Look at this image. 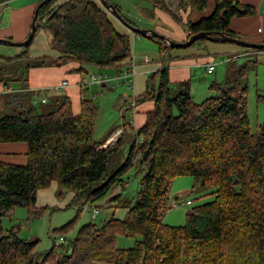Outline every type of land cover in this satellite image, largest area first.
<instances>
[{
    "label": "trees",
    "instance_id": "1",
    "mask_svg": "<svg viewBox=\"0 0 264 264\" xmlns=\"http://www.w3.org/2000/svg\"><path fill=\"white\" fill-rule=\"evenodd\" d=\"M151 1L152 9L159 8L179 21L161 0ZM210 1L207 15L187 23V38L200 31L240 37L229 29V21L253 15L254 6L239 0L178 2L181 9L203 12ZM110 2L123 21L136 26ZM37 14L36 32L48 33L49 46L58 52L61 64L75 62L77 71L87 73L90 66L107 70L132 62L130 33L116 28V17L99 0H50ZM150 39L158 44L162 66L148 77L145 91L133 98V105L149 102L151 107L143 111V124L135 130L127 157L109 175L108 160L123 139L101 147L110 131L103 141L94 140L96 107L90 99L80 97L74 112L70 98L63 96L52 110L41 113L32 102L26 103V94L13 96L11 111L0 116V143H24L27 149L23 164L0 162V264H264V120L256 132L250 131L245 97L256 55L230 67L224 82L210 84L213 94L194 103L189 80L170 81L168 62L174 57L168 48L172 47ZM3 59V83L14 75L6 64L13 59L24 61L16 76L24 82L30 68L44 67L49 60L28 58V46ZM132 168H145V172L129 201L123 195V176ZM183 175L212 189L214 198L188 211L184 225H166L162 218L170 208L169 187ZM52 181L58 198L72 193L73 199L82 201L79 211L119 186V193L110 198L116 204L106 207L123 206L127 214L122 219L112 215L99 226L81 225L69 253L64 252V244L35 253L37 239L19 237L14 227L4 230L1 220L16 207L27 208L31 216L40 215L47 207L35 205L36 193ZM74 222L59 231L67 233ZM119 235L141 239L130 248H119L115 244Z\"/></svg>",
    "mask_w": 264,
    "mask_h": 264
},
{
    "label": "rangeland",
    "instance_id": "2",
    "mask_svg": "<svg viewBox=\"0 0 264 264\" xmlns=\"http://www.w3.org/2000/svg\"><path fill=\"white\" fill-rule=\"evenodd\" d=\"M40 1L42 0H9L7 4L3 5L2 11H5L6 16H9L10 9L23 7L32 2H36L38 4ZM111 1L119 5L120 10L124 16H126L134 24L139 25L140 27L145 25L146 27L152 29V24L160 23L167 30H171L170 26H167L164 23L158 21L156 15L151 18L145 13V8L146 6H148L146 4L147 1ZM162 2L164 3V1ZM179 3L180 2L173 0L168 1L167 5L165 3L164 4L169 8V10H171L173 14L179 17V21L177 22V24L184 31L187 29L186 27L188 22L194 21L203 15H207L212 8L211 5L203 12L189 11L188 13H183L182 10L188 11L189 9L188 7L185 10L179 8ZM39 30L41 33L36 36ZM39 30L36 32V37L34 38L32 44L40 43L41 34H43L44 38L48 39V33L41 29ZM131 40L133 61L130 62V66L134 70L135 66L140 67L146 65L148 67H152L159 63L161 55L158 44L155 41L136 34H133ZM220 46H234L238 50H241V52L245 51L244 47H240L233 43H220L208 40H198L194 44L186 48H168V51L171 53L180 52L187 55L198 52L199 54L208 53V55L210 56L208 58V61L215 67L212 73H207L204 68L199 66H192L189 69L190 72L187 78L190 84L191 100L194 103H201L207 97L212 95L213 92L209 89L210 84L214 81L217 83L224 82L225 78L227 77V71L230 67H237L238 65L245 63L247 60H253L256 55L257 64L248 72V89L245 95L249 127L250 131L254 133L257 131L258 124L264 120V52L257 53L255 51H249L254 56H245L244 54H242L235 58L234 63L232 61L225 62L228 55L221 52V50H218V48H221ZM8 48H11L10 50H13V47ZM145 57L147 58L146 62H144ZM165 62H167V60ZM54 64H56L55 60L47 61V65L49 66H54ZM7 69L9 71H14L15 66H7ZM41 71L42 74L46 75V80H44L45 85L51 84L54 80L58 79L55 68L42 69ZM151 73L152 72H147L143 77L137 76L134 85H132L131 88L127 87V85H125L123 81H114L105 87L89 83L90 77L92 75H108L110 78H115V69H99L98 71L88 70L87 73H84L82 75V83L85 85L82 86L83 90L81 92V97L90 99L96 107V120L93 131L94 140L101 142L106 138L110 131L114 133L117 128L123 126V124L125 125L123 135L120 133V137H122L123 143L121 146H119L117 151H114L111 154V157L107 163L106 175H109L112 171H114L128 155L129 147L134 138L135 129L132 126V107L134 106L132 105L133 99L131 100V98L135 97V91H138L137 95H140L145 91L147 79L151 75ZM149 83V85L151 86L153 83L151 79L149 80ZM154 83L155 86H157L158 77L154 78ZM56 94V98L60 99L62 93L60 92ZM35 99L38 102L35 101L34 106L37 111L41 113H46L52 110L54 105L56 104V102L50 103V105L47 106V104L46 107L44 106L45 104H41L39 96L35 95ZM29 101H32V99H30V96ZM10 111L11 109L6 108L2 110L0 116L9 113ZM142 114L143 113L139 112L134 116V118L136 119L137 116L141 118ZM135 130L137 131V129ZM118 138H114L112 144H114L118 140ZM144 172L145 168H142L139 171L135 168H132L124 174L123 195L126 200L130 201L134 198L138 189L140 178ZM53 185H55L56 187V182L52 181V183L44 189H49L50 187L52 188ZM119 191L120 187H115L112 192L105 197V199L92 204L98 209V214L94 218H92L91 214L93 207L84 205L82 210L79 211L82 203L81 200L73 199L72 203H69L66 200L65 195H63L62 198H58L56 196L55 189L54 194L52 195V202H48L49 204L47 206V209H45L40 215L36 217L31 216L29 215L27 208L16 207L11 213L2 218L1 225L4 230L11 227L16 228L19 237L23 239H37L38 242L36 244L34 252L38 254H43L45 251L49 250L53 245L54 239L58 240L60 237H65L64 252L69 253L71 250V241L75 236L77 229L81 225L92 222L99 226L106 220H108L112 215L115 218L119 219H122L126 216V207H105V205L107 206V204L110 206L116 204L111 201L110 198L117 195ZM211 192L212 189H207L198 185L190 175H183L174 178L168 191V203L170 205V208L163 215L162 222L166 225L171 226L184 225L186 222V214L188 211H190L195 206L213 200L214 195ZM186 201H190V204L186 205ZM72 220H74L75 222L73 224V227L67 233L59 231L61 226L67 224ZM140 239L141 237L139 235H136L134 237H124L119 235L116 237L115 244L119 248H130L134 246L136 240ZM45 264L51 263L46 262Z\"/></svg>",
    "mask_w": 264,
    "mask_h": 264
},
{
    "label": "crops",
    "instance_id": "3",
    "mask_svg": "<svg viewBox=\"0 0 264 264\" xmlns=\"http://www.w3.org/2000/svg\"><path fill=\"white\" fill-rule=\"evenodd\" d=\"M136 1H147L146 4L148 6H146L145 8L146 9L145 13L151 18H153L154 15H156L158 21L171 27V30H167L163 25L157 23V24H152L153 25L152 29L166 35L168 38L174 41L186 40L188 35V30L186 29L184 31L167 12L159 8L152 9L151 0H136ZM162 1H164V3L167 5L168 1H173V0H162ZM176 1L178 2V0ZM8 2L9 0H0V37L9 38L12 40H19V41L23 40L24 38H26L30 30L31 20L34 11L36 9L37 3L32 2L23 7L10 9L9 16H6L5 11H2V7ZM239 2L244 5L254 6L255 13L247 17H232L229 21V26H228L229 29L234 32H237L240 35V37L246 40L255 41V42H264V0H239ZM211 5L212 2L210 1L209 6ZM189 11L190 10L188 11L182 10L183 13H188ZM120 23L121 22L115 18L114 24L116 28L119 29L121 32L130 33L132 37L134 33H132L126 26L123 27L124 25ZM136 26L140 27L139 25ZM141 27L149 28L146 27L145 25ZM39 33H41L40 30L37 32L36 36ZM40 37H41V41L39 43L40 45L37 43L32 44L34 40L33 39L30 45L28 46V58L33 59L38 57H48L49 60L52 61L55 60L56 64H54V66L46 65L44 67L30 68L27 71V82H24L22 81V79L18 80V77H16L18 71L24 67L23 65L20 66L24 61H22L21 59H13L9 63H6L7 66L9 67L12 65L15 66V69L14 71L8 70V72H12L14 75H12L7 82L5 83L0 82V113L2 112V110L6 108L11 109L13 107L12 100H13V96L15 95H20L24 93L26 94V98H24L26 103L30 102L29 101V96H30L32 99L31 102L33 104L36 101L35 99V95H36L40 97L41 104H45L44 106L48 104L47 106H49L50 103H55L57 102V100H59L58 98H56L57 95L56 93H60V92L62 93L61 98L63 96H68L70 98L72 103V110L74 112L78 111L79 100L80 97L82 96L81 92L83 90L82 86L85 85L82 83L83 81L82 75L84 73L77 71L78 65L75 62H68L66 64H61L58 52L51 49L49 46V38L48 39L44 38L43 34H41ZM8 47H13V50H10L11 48ZM220 47L221 48H218V50H221V52L228 55L226 57L225 62L232 61L234 63L235 58L242 54H244L245 56L253 55L251 54V52L246 51V49L244 52H241V50H238L234 46H220ZM20 51H21V47L0 44V62L2 63L4 62L3 59L4 57L18 55ZM169 54L172 57H174L171 61L168 62V73H169L170 81L172 82L188 80L187 76L189 75L190 72L189 69L192 66H199L206 70V66L212 64L208 61V58L210 57L208 53L199 54L198 52L187 55L180 52H174V53L169 52ZM130 65L131 63L129 64L124 63L114 68L115 77L119 76V74L121 75L122 72H124V70L127 69L128 67L131 68ZM143 66L134 67L135 68L134 77L132 78V82L130 83V88L132 85H134L137 76L143 77L144 75H146L147 72H154L159 70L162 66L161 57L157 65L152 67H148L146 65ZM50 68H55L58 79L54 80L51 84L45 85L44 80H46V75L42 74L41 70L50 69ZM214 69L215 67L213 68V70ZM88 70L98 71L99 69H97L94 66H90ZM212 71L208 72L206 70L207 73H212ZM62 80H67L68 85L63 90L56 89V86ZM114 81L116 82L123 81V83L125 84V79L123 78ZM97 86H101V85H97ZM137 94L138 91H135L134 96H137ZM132 99L133 98H131V100ZM133 106L134 107H132L133 109L132 126L135 129H137L143 124L144 116L142 114L141 118L137 116L136 119L134 118V116L137 115V113L139 112L143 113V111L149 109L151 107V104L149 102H144L141 104H135ZM124 127L125 125L123 124V126L117 128V130L118 129L121 130L122 135L124 132ZM135 129H134V134H135ZM121 134L118 136L119 138ZM26 149L27 148L24 143H0V162L23 164L26 161V154H25ZM55 189H56L55 185H53L52 188L50 187L49 189H39L36 193V206L47 207L49 204L48 202H52L53 200L52 195L54 194ZM65 198L69 203H72L73 194L67 193L65 194ZM107 206L109 205L107 204Z\"/></svg>",
    "mask_w": 264,
    "mask_h": 264
},
{
    "label": "water",
    "instance_id": "4",
    "mask_svg": "<svg viewBox=\"0 0 264 264\" xmlns=\"http://www.w3.org/2000/svg\"><path fill=\"white\" fill-rule=\"evenodd\" d=\"M50 0H42L40 1L37 6L36 9L34 11L32 20H31V24H30V30L26 36V38H24L23 40L20 41H15L9 38H0V44H4V45H9V46H17V47H21L24 48L26 46H29L30 43L32 42V40L35 37L36 34V23H37V10L38 8L49 2ZM103 6H105V8L107 10H109L118 20L124 22V24L134 33H137L143 37L146 38H158L160 40L165 41L169 47L172 48H186L189 47L190 45L194 44L196 41L198 40H208V41H212V42H221V43H233L236 44L238 46L247 48V49H262L264 50V42H255V41H249L246 40L244 38H241L237 35H233L231 33H225V32H221V31H200V32H196L191 34L186 40L184 41H174L170 38H168L166 35L157 32L154 29H149V28H141V27H137V26H133L128 24L126 21H123L121 18V15L115 10L113 4L109 1V0H99Z\"/></svg>",
    "mask_w": 264,
    "mask_h": 264
},
{
    "label": "built area",
    "instance_id": "5",
    "mask_svg": "<svg viewBox=\"0 0 264 264\" xmlns=\"http://www.w3.org/2000/svg\"><path fill=\"white\" fill-rule=\"evenodd\" d=\"M147 61V58L145 57L144 58V62ZM214 66L213 64H209L206 66V70L208 72H211L213 70ZM134 77V69H130V71H124L122 72L121 75L115 77V78H110L108 75H92L90 77V84H97V85H101L102 83H106V84H109L111 81H114V80H119L120 78H123L125 79V84H127V87H130V83L132 82V78ZM68 85V81L67 80H62L57 86H56V89L58 90H63L66 86ZM133 105V103H132ZM121 133V130H116L114 133H112V136L109 137L107 140H106V143H104L101 147H105L107 145H110L112 144L113 142V139H117L118 136L120 135ZM186 205H189L190 204V201H186L185 202ZM87 205V204H86ZM88 206V205H87ZM93 207V210H92V218H94L97 214H98V209L94 206H91ZM87 208V207H85ZM65 243V237H60L58 240L57 239H54L53 240V244L58 246L59 244H64Z\"/></svg>",
    "mask_w": 264,
    "mask_h": 264
}]
</instances>
